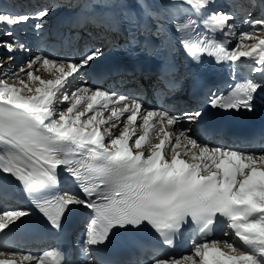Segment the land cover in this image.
Returning <instances> with one entry per match:
<instances>
[{
	"label": "snow or ice",
	"instance_id": "snow-or-ice-1",
	"mask_svg": "<svg viewBox=\"0 0 264 264\" xmlns=\"http://www.w3.org/2000/svg\"><path fill=\"white\" fill-rule=\"evenodd\" d=\"M185 2L197 10L211 6V0ZM48 15L47 9L35 14L37 28ZM29 19L28 15L0 11V22L8 26L27 23ZM232 19L229 14L212 12L203 23L228 36L234 34L229 23ZM189 23H177L176 31L184 33L182 44L193 59L205 53L222 54L233 62L253 57L258 65L253 71L264 74V31L259 35L244 32L237 50L228 51L210 40L193 39L186 31ZM246 23L264 29V19ZM247 40L254 42L244 43ZM0 47L14 51V44L8 41L0 42ZM241 47L244 50H239ZM100 55L101 49L95 48L79 61L37 56L28 61L27 67L21 65L18 72L9 75L12 84L0 80V173L15 178L29 193L43 195L57 184L58 166L67 165L65 170L81 181L88 199L66 192L53 199H37L36 207L57 229L70 205L90 209L92 218L85 244L104 242L114 226L136 228L144 223L171 244L170 237L181 230L188 218L198 226L201 236H207L217 218L222 217L226 222L223 235H234L243 246L231 240H201L182 259L157 258L153 264H264V155L199 145L187 136L189 130L185 128L165 131V122L169 126L196 122L202 116L199 110L172 114L145 109L138 100L87 86L73 91L71 97L63 92L69 78L75 79ZM7 59L11 61L12 57ZM2 63L0 60V66ZM38 66L53 68L50 75L54 78L34 75ZM262 86L264 83L251 79L238 83L227 95L212 94L208 105L225 111H251L253 96ZM57 101L68 104L58 118L54 106ZM104 111L110 115L104 117ZM87 113L93 114L86 116ZM150 124H159L158 129L153 127V135L162 134L163 138L143 152L133 153V147L141 148ZM100 125H107L103 132ZM132 125L143 128L144 133L134 143H130ZM69 145L75 155L90 154L95 161L88 166L87 180L73 166L78 161L67 158ZM28 214L25 210L4 211L0 230ZM56 256L53 251L42 255L0 251V264H58Z\"/></svg>",
	"mask_w": 264,
	"mask_h": 264
},
{
	"label": "bare ground",
	"instance_id": "bare-ground-1",
	"mask_svg": "<svg viewBox=\"0 0 264 264\" xmlns=\"http://www.w3.org/2000/svg\"><path fill=\"white\" fill-rule=\"evenodd\" d=\"M92 0H90V1H87L85 4L86 5H88L89 4V2H91ZM101 1V0H100ZM216 0H211V6H210V9L212 8V6L214 5V7L216 8V11H217V13H226L227 14V12H226V10L224 9V5H222V3L223 2H218V4H214V2H215ZM102 2L103 1H101L100 3L97 1V2H95V9H98V11H99V13H104L109 7H110V5H105V6H103L102 5ZM43 5H51V3L50 2H45ZM43 5L42 4H39L38 6H37V9H41L42 7H43ZM63 8H69V9H71V10H75L74 9V7H72V4L71 3H69L68 4V6H66V5H62V6H59V7H55L54 9H51L52 11H55V10H57V11H55V12H59V11H61V9H63ZM222 9H224L223 11H222ZM75 11H80L79 9H76ZM54 12V13H55ZM54 13H51V15L52 14H54ZM32 14V13H31ZM31 14H28V16H32V17H30V19L28 20V22L27 23H21V24H18V25H15V26H8L7 25V29H8V31H16L17 29H21V28H27L26 29V31H27V34H26V36H31V37H33V40H28V42L29 43H31L32 45H35V44H37V43H39L40 42V39L38 38V36L37 35H34V33H35V30L33 29L32 30V27L35 25V23L34 22H36L37 20L35 19V15H31ZM229 14V13H228ZM23 15H27V14H23ZM233 17V16H232ZM249 17V16H248ZM261 17H263V19H264V11L262 12V13H260V15H258V16H256V18H255V20H257V19H259V18H261ZM46 18V17H45ZM241 17H239L238 18V20L235 18V17H233V19L229 22V23H231L232 25H233V36L235 37V41H236V44H235V47L232 49V50H237L236 49V45H237V43H238V41H239V37L241 36L240 35V33L241 34H243L244 32H250V26L247 24H245V23H242L241 21H239V19H240ZM6 25V24H5ZM254 28V27H253ZM262 31H264V29L262 30ZM90 33H87V35H89ZM236 34H239V36H235ZM260 34V32H258L257 33V35H259ZM106 36L107 35H105V36H102L101 38H102V40H105V38H106ZM233 37V38H234ZM237 37V38H236ZM6 39H12V37H11V35H8V33L6 34V37H5ZM4 39H2V41H3ZM252 42H254V41H252V40H247V41H245L244 43H246V44H248V43H252ZM256 42H258V41H256ZM11 43V42H10ZM231 50V51H232ZM239 50H244L243 49V47H241ZM2 52V51H1ZM0 52V53H1ZM7 54H8V52H6ZM107 53V51L105 50V49H102V55H100L99 56V58L100 57H102V56H104L105 54ZM1 56V55H0ZM8 56H12V59H11V61H9L8 59H7V57ZM14 54H8V55H6V59H1L0 58V60H2V66H0V80H4V81H7L9 84H12L13 83V81L12 80H10L8 77H9V75H11L12 73H14V72H18L19 71V69H20V67H18V68H16L15 67V65H18V64H21V63H23V62H25L26 60L27 61H29L30 60V58H35V57H37V56H42L39 52H35V54L33 55V56H29V57H27L26 59H22L21 61H19V60H15L14 59ZM42 57H47V56H45V55H43ZM51 59H53V58H51ZM53 60H55V61H62V60H56V59H53ZM75 60H77V58H75ZM15 61V62H14ZM65 61V60H64ZM241 61H243V62H247L248 63V65L249 66H253L254 68L255 67H257L258 65L256 64V62H255V59L253 58V57H242V58H240L237 62H241ZM19 62V63H18ZM17 63V64H16ZM14 67H13V66ZM6 66H8V68H10V69H12V67H13V69L11 70V71H7V73H4V69H5V67ZM12 66V67H11ZM25 67H27V64L25 65ZM38 68H39V70L38 71H35L34 72V75H37V76H41V74H48L47 76H49V78H50V76H52V75H50V73H52V72H54V69L53 68H49L48 70H45L42 66H38ZM9 69V70H10ZM84 73H85V71H84V69H82L81 70V72H80V74H78V75H76V77H75V79L76 78H78L79 80H80V84L79 85H76V84H74V83H77V80H76V82H74L75 80L74 79H71V78H69V83H68V85L66 86V88L63 90V92H66L68 95H69V97H71V94H72V92L73 91H75L76 89H78V88H80V87H82V86H87V87H89V88H91V89H93V90H95V89H99V88H96V87H93L92 85H90L89 84V80H88V78H86V79H84ZM56 75H58V73H56ZM53 78H54V76H52ZM27 78L25 77V80H26ZM78 80V81H79ZM100 90H102V89H100ZM62 94L63 93H61V96H62ZM55 108H56V112H57V118H58V114H59V112H60V110L62 109V108H64V107H67L68 106V104L67 103H60V102H56L55 103ZM109 107H111V103L109 104ZM66 110V109H65ZM93 113H87L86 114V116L87 115H92ZM71 115V114H70ZM102 115L104 116V117H107V116H109L110 115V113L108 112V111H104L103 113H102ZM84 118H86V117H84ZM83 119V118H82ZM191 123H183V124H179V125H172V126H169V125H167L166 124V122L164 123V129H165V131H168V132H171L174 128H176V129H179V128H185V129H188L189 131L187 132V136H189V137H191V138H194L196 141H197V143L199 144V145H202V146H208V147H212V146H210V145H207V144H203V142L200 140V138L195 134V131H193V129H192V127H191V125H190ZM107 125H100V130L103 132V128L104 127H106ZM120 127H122V125H119ZM131 127V129H132V131H133V134H132V136H131V140H130V143H134V140L135 139H137V138H139V136L140 135H142V134H144L143 133V128H139L137 125H132V126H130ZM153 127H156V126H152L151 124L149 125V129H148V134L146 135V137H145V140L144 141H142V143H141V148L140 149H136V148H132V151H133V153H135L136 151H141V152H143L144 151V149H146L147 147H149L150 145H153V144H155V143H159V140L160 139H162L163 138V136H162V134H159V135H156V136H154L153 135ZM157 129L159 128V127H156ZM90 130V129H89ZM113 132H114V134H116V135H118L119 133H117V132H115V130H113ZM172 139H174V137H171ZM106 139V141H107V138H105ZM182 140H184V138L182 137L181 138ZM258 155H264V153H262V154H258ZM185 159H187V157H185ZM57 170H60L61 172H62V170L61 169H59V167L57 168ZM19 182V181H18ZM17 210H22V209H20V208H18ZM0 215H2V214H0ZM26 217V216H25ZM25 217H23V218H25ZM22 218V219H23ZM21 221V220H20ZM13 222H19V221H13ZM12 223V222H11ZM10 223V224H11ZM10 227V226H9ZM5 230H7V229H4V230H0V235H1V232L2 231H5ZM223 240H230V238L227 236H223ZM231 241H233V242H235V243H237L239 246H241L239 243H238V240H237V238L234 236L232 239H231ZM0 251H5L4 250V248L2 247V245L0 244ZM46 251H48V250H46ZM8 252V251H7ZM45 252V251H44ZM44 252H36V251H33V252H24V253H22V254H32V255H42ZM9 253H20V252H9ZM9 258H13V259H15V258H17V257H9ZM197 259H199L198 257H197ZM23 264H30V262H27V261H24L23 262Z\"/></svg>",
	"mask_w": 264,
	"mask_h": 264
},
{
	"label": "rangeland",
	"instance_id": "rangeland-1",
	"mask_svg": "<svg viewBox=\"0 0 264 264\" xmlns=\"http://www.w3.org/2000/svg\"><path fill=\"white\" fill-rule=\"evenodd\" d=\"M73 1H75V0H72V3H73ZM235 1V0H234ZM66 6H68V4L66 5ZM52 9H54V8H52ZM48 10V9H47ZM55 11H57V10H55ZM55 11H52V10H50V12L51 13H54ZM55 13H57V12H55ZM251 13V12H250ZM228 14V13H227ZM250 15V14H249ZM248 15V16H249ZM249 17H247V20H252V17H250L249 19H248ZM259 19H263V17H261V18H259ZM37 22L38 21H36V22H34L35 23V25L34 26H36V24H37ZM251 22V21H250ZM42 24V23H41ZM34 26L32 27V30H33V28H34ZM254 27V26H253ZM255 27L257 28V29H255ZM253 29H252V26H250V32H253V31H255L256 33H258V32H261L263 29H260V27L259 26H255ZM1 29V28H0ZM3 34L2 33H0V42H3V41H8V42H11V40L12 39H6L5 37H6V35H4V36H2ZM240 35H242L241 33H240ZM2 39H4L3 41H2ZM4 47H0V49H3ZM4 49H6V48H4ZM1 52V51H0ZM4 51H2L1 53H0V55L2 56V55H4ZM7 55V54H6ZM12 57V56H11ZM16 66V65H15ZM12 67V66H11ZM14 67V66H13ZM16 68H18V67H16ZM10 68H8V66H6L5 67V69H4V73H7V71H11L12 69H10ZM48 74H41V78H43V79H48L49 78V76H47ZM50 78H53L52 76H50ZM75 81L74 82H76V80H77V83H74V84H76V85H79L80 84V80L78 79V78H76V79H74ZM79 80V81H78ZM67 107H64V108H62L61 110H65ZM60 110V111H61Z\"/></svg>",
	"mask_w": 264,
	"mask_h": 264
}]
</instances>
